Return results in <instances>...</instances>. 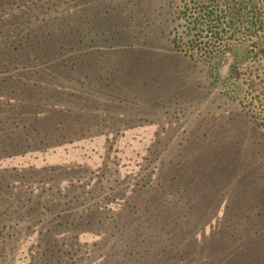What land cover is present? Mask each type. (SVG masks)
<instances>
[{"label":"rangeland","instance_id":"374dc122","mask_svg":"<svg viewBox=\"0 0 264 264\" xmlns=\"http://www.w3.org/2000/svg\"><path fill=\"white\" fill-rule=\"evenodd\" d=\"M0 74V264L264 253V0H0Z\"/></svg>","mask_w":264,"mask_h":264},{"label":"trees","instance_id":"16d2710c","mask_svg":"<svg viewBox=\"0 0 264 264\" xmlns=\"http://www.w3.org/2000/svg\"><path fill=\"white\" fill-rule=\"evenodd\" d=\"M214 13L215 12H211V13L208 14V16H211ZM42 57H44V56H42ZM38 59L39 58L36 57V58H34L32 60H38ZM43 60H44V58H43ZM12 62H13V60L10 63H7L4 66H8V65L11 66ZM41 64H43L42 60L39 61V63L37 65L30 63L28 66L24 67V69H22L20 71L21 75H23L24 77H19L17 80L18 81H22L23 78L27 80L28 77H30V73L32 72V70L35 72L36 75L41 76V74L43 73V71H41L39 69ZM9 79L11 80V78H9ZM9 79H7V78L0 79V88L1 89H2V87L4 85L5 86H11V85H13L15 83V82H12V83L7 85L6 83H8V81H10ZM24 82L27 83V81H24ZM11 94H13V93H11ZM1 106L2 105L0 104V109L2 108ZM7 117L11 118L10 116H7ZM17 117H18V115H17ZM17 117H15V118L12 117L10 120H14V124L18 127L19 126V122L22 123V120L20 119V117H18L21 121H19V122L16 121L15 119ZM0 141L2 142V144L5 143L6 146H7L5 148V150L2 151L1 148H3V147L0 145V155L5 153V154H7L8 156L11 157V156H13V154H19V152H21L25 148L26 144L30 143L32 141V139H30V134L29 133H26L25 135H16L15 138H11V136L9 135L8 129L5 128V126H4V121L1 120L0 121ZM39 143L41 145L45 144L44 139L40 140ZM22 153H25V150L22 151ZM5 173H7V172H5ZM233 261L234 262H232L231 264H240V262H242V264H245V262H249L248 264H264V253L259 252V251H255V252H251V253L250 252L243 253L240 256V259H238V260L234 259ZM227 264H229V263H227Z\"/></svg>","mask_w":264,"mask_h":264}]
</instances>
